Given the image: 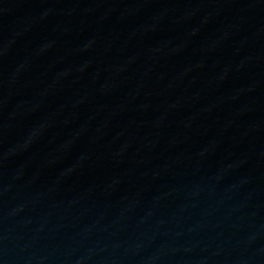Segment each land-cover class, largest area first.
Instances as JSON below:
<instances>
[{
	"label": "water",
	"instance_id": "95a60500",
	"mask_svg": "<svg viewBox=\"0 0 264 264\" xmlns=\"http://www.w3.org/2000/svg\"><path fill=\"white\" fill-rule=\"evenodd\" d=\"M0 264H264V0H0Z\"/></svg>",
	"mask_w": 264,
	"mask_h": 264
}]
</instances>
